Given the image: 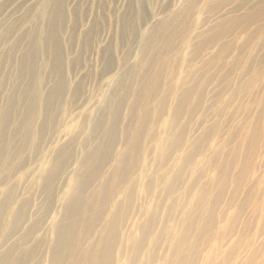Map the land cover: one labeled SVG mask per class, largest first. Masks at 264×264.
I'll return each instance as SVG.
<instances>
[{"label": "bare ground", "instance_id": "6f19581e", "mask_svg": "<svg viewBox=\"0 0 264 264\" xmlns=\"http://www.w3.org/2000/svg\"><path fill=\"white\" fill-rule=\"evenodd\" d=\"M199 13L188 15L192 22L179 13L172 36L178 15L160 21L142 38L139 63L121 59L112 83L128 71L132 80L146 76L128 108L134 124L124 149L116 148L115 122L126 96L111 83L95 96L102 118L76 116L67 127L80 135L35 161L25 188L45 199L22 233L26 210L10 214L18 190L11 187L0 203V244L17 236L0 264H264V64L251 55L249 33L219 45L216 35L227 29L200 31ZM226 57L248 76L242 96L206 89ZM221 79L229 82L230 70ZM228 120L235 132H219Z\"/></svg>", "mask_w": 264, "mask_h": 264}, {"label": "rangeland", "instance_id": "374dc122", "mask_svg": "<svg viewBox=\"0 0 264 264\" xmlns=\"http://www.w3.org/2000/svg\"><path fill=\"white\" fill-rule=\"evenodd\" d=\"M185 1L61 0L59 6L57 0H0V203L16 185V203L10 214H16L24 205L26 218L20 233L42 215L44 193L41 189L28 192L25 188L35 161L44 154L53 156L56 146L80 135L79 127L72 131L67 127L76 116L90 115L92 121L102 118L104 111L97 108L95 96L112 84L118 97L123 96L122 93L126 96L122 107L119 105L115 122L116 148H125L128 130L134 124L128 108L135 104L132 101L138 97L146 76L144 71H139L132 80L128 71V75H122L125 78L116 80L117 83L121 81L120 86L112 81L123 68L120 64L126 56L131 55L132 64L142 60L138 50L142 38L160 21L179 13L186 14L185 18L176 16L173 26L170 25L171 33L169 30L167 33L172 36L175 29H180L182 18L192 22L188 15L199 10L197 26L204 25L199 27L200 31L227 29L217 33L216 37L221 36L217 41L219 45L230 40L236 32L249 33L251 55L258 64H264V0H212L206 4L193 0L196 5ZM51 35L55 38L53 42L56 41L53 44ZM176 40L181 42L179 38ZM189 41L193 45L198 36ZM192 45L189 49L192 54H188L191 57L195 54ZM214 49L215 46L204 58L211 56ZM166 51L162 55L165 56ZM204 53H200L197 61L203 59ZM218 60L224 64L216 81L208 83L206 89L215 87L216 92L245 94L241 89L247 84L248 76H240L239 62L229 61L228 57ZM153 62L151 68L156 66ZM209 69L207 67L206 71ZM229 70V82L222 81L223 74ZM233 122L225 121L219 132H235ZM238 132L241 130L237 135ZM92 145L90 141V148ZM16 236L14 233L0 244V254Z\"/></svg>", "mask_w": 264, "mask_h": 264}]
</instances>
